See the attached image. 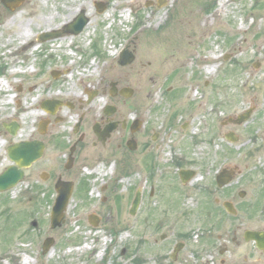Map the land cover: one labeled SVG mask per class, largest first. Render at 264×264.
I'll return each mask as SVG.
<instances>
[{"label":"rangeland","instance_id":"1","mask_svg":"<svg viewBox=\"0 0 264 264\" xmlns=\"http://www.w3.org/2000/svg\"><path fill=\"white\" fill-rule=\"evenodd\" d=\"M220 1L163 0L158 6L162 0H30L15 10L7 9V12H3L0 6V80L6 82L7 89L0 90V170L11 164L6 154L7 146L36 131L44 114L39 105L48 97V82L60 83L47 74V48L58 39L49 42L48 47L47 43H42L41 53L36 47L23 50L30 39L24 30L31 28L36 32L61 25L59 21L74 11L71 20L82 10L90 25L88 29L83 28L80 35L73 36L71 42L87 45L88 38L94 36V46L99 49V64L94 70L90 66L84 76L80 73L82 67L68 60L70 51L65 49L63 54H52L57 64L68 69L62 77L63 85L82 86L84 81L100 75H109L111 79V74L141 88L145 82L147 89L153 91L158 89V83H163L162 91L170 88L173 93L180 92L175 98L177 106L186 111L192 105L183 120L195 117L186 133L196 137H206L197 116L206 95L215 85L221 89L219 94L227 97L228 114L247 106L255 98V92L258 94V88L264 89V0H225L224 11L217 17L210 16L219 8ZM96 2H104L102 12L96 11ZM122 10H125L124 15ZM160 16L163 21L156 25ZM206 16L212 17V25L198 29L202 17ZM148 23L152 26L140 31V27ZM182 24L191 27L182 30ZM87 31L90 34L83 38ZM6 40L10 42L7 46L3 44ZM62 43L66 44V41ZM104 43L108 44L105 48ZM126 50L133 51L135 59L130 65L120 67L117 64L119 54ZM212 54L216 56V67L208 72L205 66L211 64L209 58ZM256 62L258 67H254ZM11 70L16 73L10 75ZM135 73L143 76L136 81L133 78ZM151 98H147L146 107L161 101L163 106L169 105L165 97L155 95L152 102L149 101ZM11 122L19 124L15 136L2 125ZM176 129L182 133L179 127ZM191 147L187 151L201 164L206 150L214 152L212 147L207 149L204 145L200 150H197L198 145ZM167 150L169 148L165 147L164 152ZM229 151L232 152L233 147ZM45 157L26 172L17 186L0 192V264H21L24 255L30 257L32 264H90L89 261H93L90 255L94 251L101 254L97 264H142L141 220L139 213L136 216L128 213L129 181L124 159L116 160L110 168L105 167L96 179L93 178L96 172L92 169L95 161L92 158L78 159L76 166L82 167L78 170L82 189L75 185L65 207L64 221L51 228L48 219L55 192L53 188L47 192V184L38 175L44 167ZM106 163L108 161L103 165ZM75 172L76 169L68 178H72ZM55 177H51L52 185ZM133 177L138 179L137 174ZM31 183L34 187L27 188ZM101 185H105V189L102 190ZM180 200L189 201V194L181 193ZM91 213L100 218L96 226L86 218ZM46 237H52L54 241L49 250L42 252ZM82 249L84 253H81ZM14 255L17 260L13 259ZM260 261L264 263L263 256Z\"/></svg>","mask_w":264,"mask_h":264},{"label":"flooded vegetation","instance_id":"2","mask_svg":"<svg viewBox=\"0 0 264 264\" xmlns=\"http://www.w3.org/2000/svg\"><path fill=\"white\" fill-rule=\"evenodd\" d=\"M29 1L23 0L18 7ZM100 3L104 4L95 3L97 12L103 11L97 10ZM0 6L7 12L1 0ZM84 16L86 23L77 33L65 31L68 23L36 32L31 28L24 30L30 39L23 50L36 47L41 53L42 43L48 47L49 42L56 39L54 42H58L66 35H80L90 22L85 13ZM44 33L50 34L47 40L40 39ZM93 39L94 36L89 37L87 45L70 41V44L53 43L47 48V74L60 83L56 85L50 80L47 84V111L43 110L40 117L46 123L44 129L39 130L37 125L35 132L16 141L37 140L43 144L41 158L24 169L23 178L46 156L38 175L47 184V192L54 189L58 179L72 181L73 190L75 185L82 189V178L78 177L82 167L77 168L78 159L95 161L92 169L96 179L101 170L122 158L129 181L128 213L130 216L139 213L141 220L142 264H261L260 256L264 257V89L258 88V96L255 92V98L247 106L228 114L227 97L223 95V98L220 87L213 85L197 116L206 137L192 136L186 131L195 117L183 120L192 105L186 111L177 106L175 98L180 92L173 93L170 88L162 91L163 83H158V89L153 91L147 89L145 82L141 88L111 74V79L109 75H100L84 81L82 86L63 85L62 77L68 69L57 64L52 54L70 50L73 54H68V60L82 67L80 73H85L90 66L94 70L99 64V49ZM105 45L108 44L104 43L103 48ZM129 53L135 59L134 52ZM37 55L41 54L37 52ZM133 59L125 65L118 61L117 64L127 66ZM255 66H259L258 62ZM141 76L135 73L133 78L137 81ZM155 95L165 97L169 105L163 106L161 101L146 107L147 98L152 96L149 100L152 102ZM192 145H198L197 150L203 149V145L207 149L212 147L214 152L206 150L201 164L187 151ZM165 147L169 148L166 152ZM75 169L77 173L68 178ZM132 174H137L138 179ZM52 176H56L53 185ZM33 187L31 183L27 188ZM101 187L103 190L106 186ZM181 193H188L190 200L181 201ZM135 199L138 204L132 211Z\"/></svg>","mask_w":264,"mask_h":264},{"label":"water","instance_id":"3","mask_svg":"<svg viewBox=\"0 0 264 264\" xmlns=\"http://www.w3.org/2000/svg\"><path fill=\"white\" fill-rule=\"evenodd\" d=\"M22 1L23 0H1V2L10 10H14L16 7H18L22 3ZM162 4L163 0L162 2H158V6ZM103 8L104 4L100 3L97 5L98 11H102ZM85 20L86 18L84 16V12L81 11L73 20V22L68 23L65 26V31H70L74 33L79 32L86 23ZM47 35L50 34H42L40 39L47 40ZM132 59L133 55L131 53L122 52L120 55V59L117 61L118 64L125 65L130 63ZM48 104L50 106L52 105L51 102H48ZM46 105L47 100H44L41 102L40 106L47 111ZM45 125L46 123L44 121H40L38 126L39 130H43ZM3 126L6 128L10 135L14 136L17 133V127H19V124H17L16 122H11L9 124H3ZM42 146L43 144L40 141L34 140L21 141L18 143L11 144L7 147V156L9 157L10 161L14 164L6 167L5 169H3L2 172H0V192L14 187L18 182L22 180L23 168H28L34 161H36L37 159H39V157L42 156ZM54 188L56 191V197H54V203L50 211L49 220L51 228H56V226H60L64 220L65 207H67L69 197L71 196L73 190V182L58 179L55 182ZM137 204L138 199H135L133 201L132 211L135 210ZM88 218L90 223H92L93 225H97L98 218L95 215L91 214ZM53 241L54 240L52 237H46L43 240V249L41 251L46 252L50 248ZM259 247L262 248V245H260Z\"/></svg>","mask_w":264,"mask_h":264},{"label":"bare ground","instance_id":"4","mask_svg":"<svg viewBox=\"0 0 264 264\" xmlns=\"http://www.w3.org/2000/svg\"><path fill=\"white\" fill-rule=\"evenodd\" d=\"M128 2V1H127ZM130 2V1H129ZM225 5H226V1L225 0H221L220 1V6H219V8L218 9H216V10H213L212 11V14H210V16L212 15V17H217V15L219 14V13H222V11H224V8H225ZM76 13V11H74V12H71L70 14H67L64 18H62L61 19V21H59L61 24H66L68 21H70L71 20V17H72V15H74ZM121 13H123V15H124V13H125V10H122L121 11ZM122 15V14H121ZM108 16H109V14H108ZM107 15H106V17H108ZM212 17L210 18V17H208V16H206V17H202V20H201V23H200V25H198L199 27H198V29L199 28H203V29H205V28H207V26H211L212 25ZM162 21H163V17L162 16H160L159 17V19L156 21V25H158V24H161L162 23ZM89 25H90V22H88L87 24H86V28L88 29V27H89ZM196 25V23H194L193 24V26H195ZM109 26V25H108ZM146 26H152V24L150 23H148V24H146V25H144L143 27H140V31H142L143 29H145L146 28ZM182 27V30H187L189 27H191L190 26V24L189 25H184V24H182L181 25ZM196 27V26H195ZM88 34H90L88 31L87 32H85L84 33V35H83V38L85 37V36H87ZM72 40V37L70 36V35H66L65 37H62L57 43H61L62 41H66V44H70L71 41ZM6 43H3V44H9L10 42L9 41H5ZM5 45H3V46H5ZM7 46V45H6ZM111 54V52H109V55ZM216 59V56H214V54H212L211 56H210V58H209V61H210V65H207V66H205V67H207L206 68V71H208V72H212V71H214V69H215V67L216 66H214L215 64H214V60ZM95 65V63H93V66ZM14 73H16V70H11L10 72H9V74L10 75H12V74H14ZM6 82L3 80V79H1L0 80V90H7L6 89ZM7 94V93H6ZM92 248H93V246H91ZM86 248H87V246H86ZM88 250H92L91 248H87ZM85 252V250L84 249H82V251H81V253H84ZM92 252H93V250H92ZM91 252V253H92ZM93 255H90V256H93V261L91 262V261H89V263L90 264H97L98 263V261L100 260L99 258H100V253H99V255L97 254V252H95L94 251V253H92ZM12 258V257H11ZM13 259L14 260H17V256L16 255H14V257H13ZM31 260H30V257L28 256V255H24L23 257H22V259H20V262L19 263H21V264H32V262H30Z\"/></svg>","mask_w":264,"mask_h":264}]
</instances>
